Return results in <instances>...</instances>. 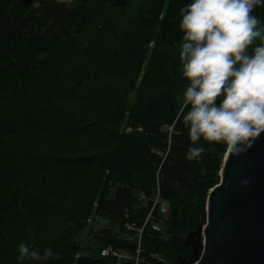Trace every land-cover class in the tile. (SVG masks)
<instances>
[{"label":"trees","instance_id":"trees-1","mask_svg":"<svg viewBox=\"0 0 264 264\" xmlns=\"http://www.w3.org/2000/svg\"><path fill=\"white\" fill-rule=\"evenodd\" d=\"M112 1L34 0L25 9L20 0H0V143L6 149L0 159L12 150L29 157L36 190L23 202L32 231L27 243L59 253L49 264H172L187 256L184 236L205 222L206 198L227 151L206 143L201 159H185L189 141L176 122V96L186 82L176 42L179 8L188 0H134L123 27L127 42L89 68L83 39L104 24L102 12ZM255 14L264 19V9ZM68 73L77 81L88 75L83 90L90 98L80 115L50 91ZM39 81L48 86L37 90ZM9 103L39 114L52 143L34 142L24 121L11 117ZM8 163L0 160V246L7 217L20 204L18 169ZM96 213L107 226L94 248H80L76 231ZM106 248L124 255H102ZM12 259L0 248V264Z\"/></svg>","mask_w":264,"mask_h":264},{"label":"clouds","instance_id":"clouds-1","mask_svg":"<svg viewBox=\"0 0 264 264\" xmlns=\"http://www.w3.org/2000/svg\"><path fill=\"white\" fill-rule=\"evenodd\" d=\"M71 4V0H61ZM264 0H188L179 8L177 123L187 132L185 159L204 144L239 154L264 134ZM16 264H49L51 247H16Z\"/></svg>","mask_w":264,"mask_h":264},{"label":"water","instance_id":"water-1","mask_svg":"<svg viewBox=\"0 0 264 264\" xmlns=\"http://www.w3.org/2000/svg\"><path fill=\"white\" fill-rule=\"evenodd\" d=\"M219 176L206 221L184 236L188 255L172 264H264V134L239 154L226 151Z\"/></svg>","mask_w":264,"mask_h":264},{"label":"rangeland","instance_id":"rangeland-1","mask_svg":"<svg viewBox=\"0 0 264 264\" xmlns=\"http://www.w3.org/2000/svg\"><path fill=\"white\" fill-rule=\"evenodd\" d=\"M112 2L113 4L111 7H106L102 12V16L105 18L104 24L92 27L83 39L86 48L84 60L85 62L87 61L89 68L95 67V65L100 63L105 54H110V49L122 47L127 42V32L123 31V27L128 26L133 17L134 0H114ZM97 54L99 57H97ZM87 79V74L82 75L81 81H77L75 75L72 73L60 74L57 80H54L51 84V94L55 96L56 102H58L60 106L64 105L71 109L74 114H79L82 110L81 107L84 108V105L90 98V91L86 90V92H84L83 90ZM36 84L35 88L37 90L44 86H48L44 81H39ZM79 98H82V100L79 101ZM9 105L11 117L17 120L19 124L24 121L23 124L25 123L28 126V135L34 142L46 147L52 143L51 134L44 122L41 121L39 114L26 112L22 110L21 107L12 103H9ZM3 150L6 152L5 145L0 143V151L3 152ZM7 157L12 161L14 167L18 169L13 177L15 180V194L17 193L16 197L20 200V204L15 208L14 212L7 217L5 226L2 229L4 243L0 248L4 255V259L12 261L14 260L12 256L16 257V254L12 255L14 247L20 243H27L32 233L29 227H25V220L27 217L25 215L23 202L25 199L27 200L29 196V199H31L36 188L33 183V171L29 170V166H31L29 157L25 154H21L18 150H12L1 155L0 160L2 163L6 161L7 163L9 162ZM65 193L68 197L73 195L72 191L67 187H65ZM162 213L165 215V210H163ZM103 226H107V221L103 219L102 215L98 213L93 214L86 223L76 231V241L80 248H84L86 245L94 248L96 245L95 240H97L101 234L100 229ZM118 226L119 225L115 224L113 230L117 232ZM139 235L140 233L138 236ZM119 254V257L124 255L123 253Z\"/></svg>","mask_w":264,"mask_h":264},{"label":"built area","instance_id":"built-area-1","mask_svg":"<svg viewBox=\"0 0 264 264\" xmlns=\"http://www.w3.org/2000/svg\"><path fill=\"white\" fill-rule=\"evenodd\" d=\"M161 210H162V211L165 210V205H164V204L161 205ZM110 253H111L112 255H115V256H119V255H120L118 252L113 251V250H111L110 248H106V249L102 252V255H108V254H110Z\"/></svg>","mask_w":264,"mask_h":264},{"label":"bare ground","instance_id":"bare-ground-1","mask_svg":"<svg viewBox=\"0 0 264 264\" xmlns=\"http://www.w3.org/2000/svg\"><path fill=\"white\" fill-rule=\"evenodd\" d=\"M20 5H21V0H20ZM22 6V5H21ZM23 7V6H22ZM24 8V7H23ZM27 9V8H25ZM3 180V179H2ZM34 182V181H33ZM32 183V182H31ZM210 191V190H209ZM209 193V192H208ZM208 196V195H207ZM206 218H207V198H206V217H205V221H206ZM190 249V247H189Z\"/></svg>","mask_w":264,"mask_h":264}]
</instances>
